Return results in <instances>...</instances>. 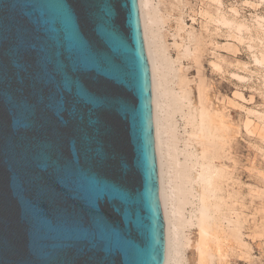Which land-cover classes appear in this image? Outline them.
<instances>
[{"label": "water", "instance_id": "obj_1", "mask_svg": "<svg viewBox=\"0 0 264 264\" xmlns=\"http://www.w3.org/2000/svg\"><path fill=\"white\" fill-rule=\"evenodd\" d=\"M0 264H166L138 0H0Z\"/></svg>", "mask_w": 264, "mask_h": 264}, {"label": "rangeland", "instance_id": "obj_2", "mask_svg": "<svg viewBox=\"0 0 264 264\" xmlns=\"http://www.w3.org/2000/svg\"><path fill=\"white\" fill-rule=\"evenodd\" d=\"M149 6L158 20L153 28L157 69L176 110L168 137L176 149L168 155L165 180L170 202L176 207L186 203L176 225L179 258L172 263L199 261L195 215L201 188L195 177L205 146L220 174L218 193L211 198L218 205L212 217L218 239L211 242L206 264H264V0H149ZM179 87L192 100H178ZM174 97L181 103H174ZM200 108L215 115L210 127L219 130L213 141L212 128L210 136H198ZM203 140L204 146L199 144Z\"/></svg>", "mask_w": 264, "mask_h": 264}, {"label": "bare ground", "instance_id": "obj_3", "mask_svg": "<svg viewBox=\"0 0 264 264\" xmlns=\"http://www.w3.org/2000/svg\"><path fill=\"white\" fill-rule=\"evenodd\" d=\"M138 4H139V11H140V19H141V24H142V33L144 36L146 53H147L148 61H149V65H150V75H151V84H152V107H153L154 138H155V147H156L160 191H161V202H162V209H163V214H164L163 215L164 221H165V225H166V229H167V233H166V264H174L172 262L175 259V257L179 258L178 256H176L178 254L176 251V236H177V231H178L176 225H177V222L179 224L180 219H181L180 216H181L182 210L184 208L182 205L186 204V203L182 202L180 205H178L176 207L173 205V203L170 202V200H171V198L169 196L170 192H171L169 190L170 189V185H169L170 182L165 180L166 170L169 167L168 155L170 156L171 153L172 154L175 153V149H176V143L174 141H172L173 139L170 140L168 138L169 135L172 133V130H173L172 126L170 125V120H171L172 116L176 113V110H174L175 108L173 105H170L172 103H170V101L168 102V97H169L170 93L168 94L167 89L164 86L165 79L163 77V74L160 76L159 71L157 69V63H158L159 58H158L157 53H155V51H154V48L156 47V45H155V40H154L155 36L153 34V28H154V26H156V24L158 22V20L155 16L156 14H154V11L151 9L152 7L150 8L149 0H138ZM260 61H261V59H260ZM261 62L263 63V61H261ZM179 88L182 89V87H179ZM184 90L181 92V95L178 96L179 97L178 100H180V101H182V100L186 101L190 98L189 92L186 90L184 91ZM178 93H175V94L179 95ZM190 96H192V95H190ZM176 98L174 99V103L175 102L181 103ZM171 99H173V98H171ZM189 105L186 102V107H188ZM179 106H181V105H179ZM183 106H185V105H183ZM177 110H179V109H177ZM187 110L189 111V109H187ZM198 111H199L198 116H196L197 114L192 115V116L198 117V120H197L198 125H197L196 130H198L197 131L198 136L202 139L205 136L207 137V135L208 136L211 135L213 128L210 126L213 123L212 116H215V115H212V114L209 115V113H208L209 111L207 110L208 111L207 112L206 109H203V108L198 109ZM216 118H217V116H216ZM193 119H191L192 122H190L191 124H189L191 126H193V124H194ZM214 120L216 121L217 119H214ZM189 121H186V125ZM214 125H215V123H214ZM214 125H212V126H214ZM218 125H215V126H218ZM221 126H222V124H221ZM221 126L219 125V127H221ZM191 128H193V127H191ZM195 128H196V125L194 126V129ZM211 128H212V131H211ZM222 128H223V126H222ZM216 129H214V131L211 135V137L213 136V138L210 139L212 141L214 139V135L216 134V133L214 134L215 130L217 132L219 130L218 127ZM195 132L196 131H194L193 135L197 133V132L196 133ZM215 139H216V137H215ZM212 141H210V142H212ZM201 142H204V140L200 141L199 144H201ZM205 142H206V140H205ZM210 142H208V143H210ZM218 143H220V142H218ZM203 144H201V145L204 146ZM209 147H210V145H209ZM207 148L204 146V149H202L200 151L201 152V156H200L201 159H199V160L201 162L199 163V165L197 164V161H195V163L193 162V165L195 164V166L198 165V167H200V169H199L200 172L198 171L199 174L197 175V178L195 177V180L197 179L198 183L200 184V188H201L199 194L197 195V197H199V204H198L199 207L196 206L198 208L197 209L198 214L195 215V216H197L196 217V226H197V229L199 232L198 236L200 238V240L199 239L198 240L200 241V244H201V248H199V250H198L199 251L198 264H206L209 261V258H211L212 254L210 252L211 251L210 247H211V242L213 241V239H215L214 238L215 237L214 227L217 226V225L213 226L214 224L212 222V217H213V214L217 212V206L218 205L215 206V204H213L211 202V198H214L215 193H218V192H216L217 191L216 189L219 187V186H217V179L219 178L220 174L218 175V173H216L217 172L216 169L214 170L213 165L211 164L212 162H210L211 158L207 157V156H209L206 153ZM208 153H210V152H208ZM193 160H194V158H193ZM195 180H192V182L194 183ZM190 183H191V181H190ZM190 192L192 193V191H190ZM190 192H189V195L192 196V194ZM197 200H198V198H197ZM185 202H186V200H185ZM194 212H196V211H194ZM217 228L218 227H215V230ZM216 231H218V230H216ZM178 237H177V239H178ZM216 239H218V238H216ZM210 262H211V260H210ZM178 264H180V263H178Z\"/></svg>", "mask_w": 264, "mask_h": 264}]
</instances>
